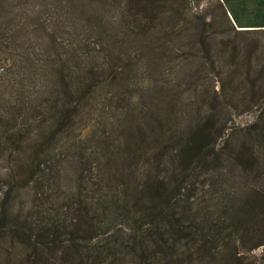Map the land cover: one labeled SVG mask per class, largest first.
Segmentation results:
<instances>
[{
    "label": "trees",
    "instance_id": "1",
    "mask_svg": "<svg viewBox=\"0 0 264 264\" xmlns=\"http://www.w3.org/2000/svg\"><path fill=\"white\" fill-rule=\"evenodd\" d=\"M202 1L0 0V264H264V200L226 226L179 204L206 134L186 126V92L159 83L162 65L231 80L241 53L255 64L233 92L244 111L264 103V45L235 40L264 29L236 30ZM100 90L122 112L85 140V160L68 135ZM62 137L70 151L55 154Z\"/></svg>",
    "mask_w": 264,
    "mask_h": 264
},
{
    "label": "rangeland",
    "instance_id": "2",
    "mask_svg": "<svg viewBox=\"0 0 264 264\" xmlns=\"http://www.w3.org/2000/svg\"><path fill=\"white\" fill-rule=\"evenodd\" d=\"M205 1L203 0L202 4ZM209 3L213 5L214 0H209ZM204 17V20L208 19L207 15ZM235 40L239 45L246 44L249 48L262 46L264 32L239 35ZM60 41L64 45L67 43L65 40ZM245 57L246 55L240 53L239 60L233 63L236 71L232 72L231 80L219 81V78L211 75H200V71L199 78L188 79L177 60L164 63L161 71H158L159 74L157 73L159 83L167 90L174 87L176 93L186 92L183 95V98H186L183 107L186 111V126L202 128L206 134L202 142L206 149L205 162L203 161L193 173L187 174L186 178H182L179 185L178 199L181 209L185 212L188 209L194 222L226 226L229 216L238 215L251 199L264 200V113L257 117V112L264 103L244 111L246 103L239 97L245 98L244 93L233 92V89L241 88L246 68L255 64L254 59L246 61ZM181 72H184L182 77ZM184 78L186 82L183 81ZM87 105H90L91 111L84 109L79 119L80 130L73 129L68 135V138H71L72 135L80 134L72 141L80 137L82 142L74 144L77 147L82 145L85 160L91 158L90 152H93L94 147L93 142L85 140L97 134V130L107 128L108 124L115 121L117 114L122 112L116 102L108 100V95H104L103 90L90 98ZM101 121L104 124L99 126ZM112 132L110 139L113 143L118 133ZM64 138L60 140V144L64 146L52 150L55 154L70 151V146L62 143ZM2 167L1 163L0 171ZM91 177L87 173L84 180L87 196L92 189L89 184ZM175 177V180L172 177H164V180L170 182V185H175L179 179ZM56 198L58 202L64 200L63 196ZM259 252V249H253L248 252V256L257 261Z\"/></svg>",
    "mask_w": 264,
    "mask_h": 264
},
{
    "label": "crops",
    "instance_id": "3",
    "mask_svg": "<svg viewBox=\"0 0 264 264\" xmlns=\"http://www.w3.org/2000/svg\"><path fill=\"white\" fill-rule=\"evenodd\" d=\"M236 30L264 29V0H219Z\"/></svg>",
    "mask_w": 264,
    "mask_h": 264
}]
</instances>
